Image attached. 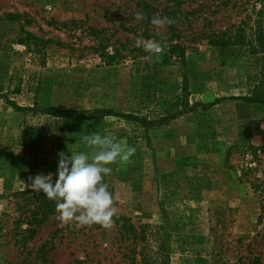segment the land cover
<instances>
[{
  "label": "rangeland",
  "instance_id": "374dc122",
  "mask_svg": "<svg viewBox=\"0 0 264 264\" xmlns=\"http://www.w3.org/2000/svg\"><path fill=\"white\" fill-rule=\"evenodd\" d=\"M184 1L189 15L158 28L151 20L177 0H0V264H140L126 219L162 234L172 264H264V105L237 98L262 67L248 46L207 39L262 3ZM149 40L161 54L144 50ZM172 43L184 50L165 60ZM35 105L157 125L17 108ZM96 131L136 149L105 177L124 221L77 229L56 213L27 239L14 193L38 174L55 180L60 152L91 153L82 137Z\"/></svg>",
  "mask_w": 264,
  "mask_h": 264
},
{
  "label": "clouds",
  "instance_id": "9594fccd",
  "mask_svg": "<svg viewBox=\"0 0 264 264\" xmlns=\"http://www.w3.org/2000/svg\"><path fill=\"white\" fill-rule=\"evenodd\" d=\"M134 18L142 20L143 13L138 12ZM174 22L171 18L159 16L151 20L152 25L158 28ZM138 46H141L139 41ZM142 46L153 55L163 51L162 45L152 40ZM82 139L91 153L71 152L68 155L60 152L55 180L52 173L38 174L29 178L27 187L31 191L42 192L55 202V211L62 225L77 229L99 225L109 229L118 209L105 177L112 173V165L129 162L136 149L99 131L86 134Z\"/></svg>",
  "mask_w": 264,
  "mask_h": 264
},
{
  "label": "trees",
  "instance_id": "16d2710c",
  "mask_svg": "<svg viewBox=\"0 0 264 264\" xmlns=\"http://www.w3.org/2000/svg\"><path fill=\"white\" fill-rule=\"evenodd\" d=\"M184 2V0H177L175 7L167 12L169 18L171 16L179 19L183 16L186 17L189 15V12L182 11L181 6ZM260 2L262 3V8L258 11L256 16H246L239 24H232L223 30L212 31L209 35H207V39L209 40L210 45L217 47H233L238 45L249 47L252 56L258 58L262 71L259 73L258 79L255 81L251 93L237 98H241L249 103H259L264 105V0H260ZM179 7L180 9H178ZM150 8L153 9L154 7ZM170 27H174L173 24H170ZM32 38L37 41L42 40L34 36ZM176 49L178 52H183L184 50V48L178 43H172L169 50L166 51L162 58L165 60L169 59ZM21 85L22 80L19 79L16 82L14 89L15 93L20 92ZM224 99H226V97L217 99L215 102ZM17 108L26 112L31 111L51 114L67 119L88 120L115 115L140 122L144 127L148 128L157 125L156 122H149L145 118H140L126 113H117L113 109H95L92 111L77 112L73 110L53 109L51 107H40L39 105L26 107L25 109H20L21 107ZM233 148L234 147H231L228 150V157ZM247 171H250V169L247 168ZM14 196L17 198V208L21 210L20 219L18 221L19 227L22 228V224H26L27 226L24 229L22 228V232L26 234L27 239H33L38 234L40 228H42V226L56 214L55 202L49 200L42 192L37 193L31 191L30 188L16 191ZM115 218L122 219L123 221L125 219L118 215L113 219L115 220ZM122 228L123 232L127 234V237H133V243L140 244V264H172L169 247L162 234L159 238H157V233L149 232L147 226L141 225L137 228L134 223L128 219L124 221ZM153 242L159 244L155 245ZM135 253H137L136 248Z\"/></svg>",
  "mask_w": 264,
  "mask_h": 264
}]
</instances>
